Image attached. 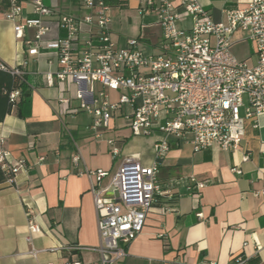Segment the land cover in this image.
Segmentation results:
<instances>
[{
  "label": "crops",
  "instance_id": "0c3cea01",
  "mask_svg": "<svg viewBox=\"0 0 264 264\" xmlns=\"http://www.w3.org/2000/svg\"><path fill=\"white\" fill-rule=\"evenodd\" d=\"M197 1L215 23H226L229 11L244 9L248 2ZM41 2L50 11L42 20L50 26L38 54L29 55L27 42L35 40L37 28H24L21 39L15 38L13 29L39 17L33 12L32 0H21L22 11L16 21L6 18L8 0H0V64L24 72L28 93L9 110L0 98V149L8 154V163L23 165L14 184L0 183V264H97L99 235L90 179L81 172L101 169L112 175L125 159L150 167L156 162L154 144L165 135L157 131L150 136H132L116 115L109 128L94 137L89 129L91 116L76 112L81 101L91 102L87 85L57 83L55 50L48 47L54 39L66 36V30L57 25L62 15L82 20L90 11L83 0ZM107 2L110 37L117 48L137 39L144 55L164 54L157 15L146 8L145 0ZM190 26L191 19L181 15L177 27ZM244 42L249 50L241 60L237 58L239 50L232 54L254 66L257 56L245 32L234 33L231 52ZM48 75L54 78L52 85ZM12 77L0 70V97L11 87ZM77 93L82 100L77 99ZM107 93L111 101L117 100L115 92ZM81 113L86 119L81 120ZM240 116L244 117V108ZM191 139L189 134L181 140L168 137L169 148L157 161L158 204L147 216L142 232L125 248L122 264H234L238 258L243 259L241 264H264V114L255 121H244V135L235 151L217 147L194 151ZM108 140H113V145ZM112 148L118 150L116 156ZM76 152L81 161L75 168L72 156ZM246 154L248 159L243 160ZM108 182L106 178L103 184ZM196 183L205 185L196 190ZM27 212L40 228L31 244L25 240ZM67 246L80 250L70 253L64 250ZM31 248L38 251L35 256L29 254Z\"/></svg>",
  "mask_w": 264,
  "mask_h": 264
},
{
  "label": "built area",
  "instance_id": "2783aa9c",
  "mask_svg": "<svg viewBox=\"0 0 264 264\" xmlns=\"http://www.w3.org/2000/svg\"><path fill=\"white\" fill-rule=\"evenodd\" d=\"M107 1L83 0L90 13L82 20L62 15L57 25L66 30V36L54 39L48 47L55 50L57 83L74 81L87 85L91 102L81 101L76 112L91 116L89 129L95 138L101 136L99 130L109 128L116 115L124 120L132 136H150L157 131L165 135L154 144L156 162L150 167L125 159L112 175L101 169L81 172L90 179L89 193L99 235V246L95 249L100 257L97 264H122L127 256L125 248L142 232L160 193L157 161L169 148L168 137L181 140L189 134L194 151L217 147L231 152L240 146L244 121H255L264 114V0H248L244 9L229 11L226 23L213 22L197 0H177V4L176 0H145L146 8L156 13L162 30L165 52L158 56L144 55L137 39H129L121 49L115 46L110 37ZM20 2L8 0V20L19 18ZM32 8L39 17L16 25L13 31L15 38L21 39L24 28H37L35 40L27 42L28 54L37 55L50 26L42 18L50 15V11L41 0H32ZM183 14L191 19L188 29L177 27ZM237 31L245 32L254 45L257 56L254 66L238 60L231 52ZM0 70L24 76L18 68L0 64ZM54 78L48 75L50 85ZM95 85L102 89L96 91ZM107 91L115 92L117 100L111 101ZM76 96L82 100L80 93ZM18 97V90L9 93L12 102ZM241 108L244 117L240 116ZM111 153L116 156L118 150L112 148ZM7 156L0 149V167L7 175L6 182L14 184L23 165L8 163ZM247 159L246 154L243 160ZM80 161L76 152L72 156L73 166L76 168ZM232 171L241 173L238 169ZM106 178L109 182L104 185ZM204 185L196 183L193 189L201 190ZM26 216L25 240L31 244L32 236L39 234L40 228L30 212ZM64 250L72 253L80 248L67 246ZM37 253L30 249L31 256ZM242 262L238 258L234 264Z\"/></svg>",
  "mask_w": 264,
  "mask_h": 264
},
{
  "label": "trees",
  "instance_id": "16d2710c",
  "mask_svg": "<svg viewBox=\"0 0 264 264\" xmlns=\"http://www.w3.org/2000/svg\"><path fill=\"white\" fill-rule=\"evenodd\" d=\"M24 78L23 77H17V76H13L12 77V83H11V87H8L7 89H5L3 91V97H0L3 100L4 105H7V109L9 110L11 107L15 106V105H19L20 103L23 102L24 98H26L28 96V93H25L24 90ZM19 91V102L17 100L15 101H10L9 99V93L14 92V91ZM6 103V104H5ZM5 110V109H4ZM6 173L1 169L0 167V183L1 182H5L6 181ZM158 196H156V201L153 205L156 206L158 204Z\"/></svg>",
  "mask_w": 264,
  "mask_h": 264
},
{
  "label": "rangeland",
  "instance_id": "374dc122",
  "mask_svg": "<svg viewBox=\"0 0 264 264\" xmlns=\"http://www.w3.org/2000/svg\"><path fill=\"white\" fill-rule=\"evenodd\" d=\"M128 23V22H127ZM244 43H246V44H243V45H240V46H237L236 48L235 47H233V49H232V53L233 54H235L236 53V50H239L240 51V55H238V59H240L241 58V56L243 55V54H246L247 52H248V50H249V47H248V45L249 44H247V42H244ZM241 60V59H240ZM95 89H97V86H95ZM97 91V90H96ZM86 114H84V113H81L80 114V117H81V120H84V119H86V116H85Z\"/></svg>",
  "mask_w": 264,
  "mask_h": 264
},
{
  "label": "water",
  "instance_id": "95a60500",
  "mask_svg": "<svg viewBox=\"0 0 264 264\" xmlns=\"http://www.w3.org/2000/svg\"><path fill=\"white\" fill-rule=\"evenodd\" d=\"M109 196H111V192L108 193ZM115 197H117V194L115 193Z\"/></svg>",
  "mask_w": 264,
  "mask_h": 264
}]
</instances>
